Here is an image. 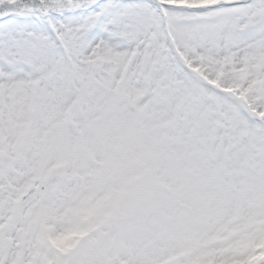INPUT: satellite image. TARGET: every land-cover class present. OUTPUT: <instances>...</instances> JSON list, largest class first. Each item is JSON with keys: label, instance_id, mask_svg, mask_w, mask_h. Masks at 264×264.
Returning a JSON list of instances; mask_svg holds the SVG:
<instances>
[{"label": "snow or ice", "instance_id": "snow-or-ice-1", "mask_svg": "<svg viewBox=\"0 0 264 264\" xmlns=\"http://www.w3.org/2000/svg\"><path fill=\"white\" fill-rule=\"evenodd\" d=\"M0 264H264V0H0Z\"/></svg>", "mask_w": 264, "mask_h": 264}]
</instances>
